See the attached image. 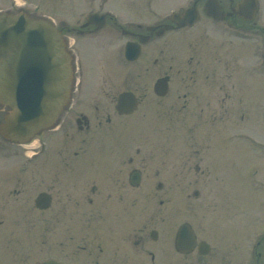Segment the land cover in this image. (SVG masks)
Returning <instances> with one entry per match:
<instances>
[{
    "label": "flooded vegetation",
    "instance_id": "1",
    "mask_svg": "<svg viewBox=\"0 0 264 264\" xmlns=\"http://www.w3.org/2000/svg\"><path fill=\"white\" fill-rule=\"evenodd\" d=\"M217 1L221 19L206 13L208 0H197L198 21L192 27L175 25L163 34L169 33L167 44L171 47H175L177 41L182 42L181 47L185 43L178 57L170 55L172 62L168 65L170 71L180 66L177 72L181 84H173L174 73L166 71L158 77L169 76L167 93L158 95L152 86L158 99L169 101L162 114L170 122L181 125L184 168L197 173L218 167L220 123L234 126L232 122L243 125L249 122L251 92L259 94L253 102L262 104L264 101V19L259 13L253 20L246 19L244 13H240L242 16L236 13L237 0ZM209 9L214 10L212 6ZM167 21L154 24L160 26ZM83 23L78 27L64 25L61 29L65 36L72 31L94 38L110 24L108 34L118 30L127 37L126 41L145 39L138 59L127 64L140 60L145 46L163 38V35H157L158 29L151 31V23L129 28L110 15L102 27L96 24L83 26ZM199 24L203 26L201 31ZM145 70L148 73L151 68L148 66ZM80 88L81 80L55 124L39 131L28 143L13 142L0 134V154L8 161L19 162L0 166L4 168L0 169V179L5 178L0 180V225H6L0 228V264H43L50 259L61 264H226L223 260L228 255L231 262V254L238 252L237 246L222 245L225 248L220 250L214 247L209 232H197L196 229V244L190 247L185 243L182 250H178L175 244L178 232H174L167 218L160 215L167 196L157 194L164 191L165 195L167 182L158 179L154 181L156 186L151 184V161H156L154 155L151 159V148L142 149L138 147V139L135 138L133 143L132 139L119 150L118 157L114 155L115 165L106 163V148L98 155L89 152L86 148L89 141L104 136L94 134L96 129L91 131L93 127L102 126L105 116L107 123L113 120L107 111L113 102L90 99L91 96L87 100L85 89L79 100L77 92ZM124 90L132 91L138 98L135 113L151 94V84L128 85L114 96V115L121 118L133 114H120L116 110L117 97ZM8 111L9 107L0 104V124ZM250 135L245 127L238 133L233 132L228 140L234 142L238 138L250 144ZM168 140L170 145V138ZM99 141L101 145L106 143L105 138ZM35 142L30 155L31 144ZM9 144L13 145L12 149ZM144 146L151 147V144ZM203 148L211 157V160L207 158L206 162H209L205 167L202 164ZM188 153L192 159L187 157ZM155 174L158 176V169ZM191 182H195L194 195L198 198L200 182ZM244 183L243 187L251 188L249 181ZM43 193L49 195L47 207H43V203L37 204ZM151 202L156 203V209ZM33 214L36 217L35 232H21L20 227L9 229L8 222L18 224ZM76 216L84 221L82 232H76L73 227L72 230L67 228L68 232L56 229L61 220L72 222ZM45 223L51 224L52 232H44ZM201 241L207 245H201ZM247 248L244 252L249 255L245 256L250 259L248 264H264V232L255 245ZM33 249L37 258L29 261ZM44 249L52 252L46 258ZM210 254L211 260L207 259Z\"/></svg>",
    "mask_w": 264,
    "mask_h": 264
},
{
    "label": "rangeland",
    "instance_id": "2",
    "mask_svg": "<svg viewBox=\"0 0 264 264\" xmlns=\"http://www.w3.org/2000/svg\"><path fill=\"white\" fill-rule=\"evenodd\" d=\"M192 1L43 0L40 6L34 7L36 0H28L30 3L14 5L13 10L23 6L27 10L30 9L29 11L35 16L48 15L57 25L61 26L63 24L69 27H78L89 11L104 12L109 10L123 26L134 28L138 23L145 27V24L166 21L172 11L186 8ZM10 3L11 0H0V7L6 9ZM18 3L21 4L22 0H19ZM260 3L261 17L264 19V0H260ZM109 26L110 24H107L97 32L98 35L94 38H91L92 35L89 34L81 36L76 33H68L70 48L75 57L76 81L78 83L81 80L82 85L80 91L77 92L79 94L78 99L83 98L82 91L85 89L87 100L113 102L107 108V111L113 117L112 122L107 123L105 116V118H102V126L93 127L91 130L96 129L94 134H103L104 136L94 137L89 141L86 148L89 149L91 154L97 155L106 148V163H109V165L116 164L114 155L118 157L119 150L124 149L132 139L133 143L137 138L138 147L142 149L151 148V159L152 155L156 159V161L153 159L151 161V184L157 182L158 179L167 182L165 195L164 191L157 194V196H167L160 215L167 218L166 220L171 223L174 231L178 229L182 222L188 220L194 225L197 232H209L214 239V247L220 250L225 248L222 245L237 246L238 252L231 254V262H229L228 253H225L228 255L223 260L226 261V264H248L250 259H246V257L249 255L244 251L248 249L247 246L256 244L260 235L264 232V101L262 103L263 108L252 105V109L249 111V122L245 125L238 122H232L234 126L228 123L225 125L220 123L218 167H211L210 172L205 173L189 171L183 166L185 155L181 151V125L178 122H170L165 118V114H162V112L169 101L158 99L152 91L156 78L160 74L170 71L168 66L172 62L169 58L170 55L176 54V57H178V53L180 54V49H184L185 43L181 47L182 42L179 44L177 41L175 47H171L167 44V40H170L169 33H167L162 36L163 38H158L152 41L151 45L145 46L140 60L133 64H124L122 51L127 37L120 32L116 33L115 30H112L109 35ZM198 29L203 30L202 24L198 25ZM194 31L197 30L194 28ZM178 46L181 48H177ZM120 62L123 64H120ZM148 66L151 71L146 73L145 68ZM179 68L180 66H175L170 71L176 77L173 82L175 85L181 84L179 82L181 76H178L177 72ZM140 83L151 84V94L149 93L140 108L131 116L126 118L115 116L114 96L128 85L135 87ZM258 95L251 92V102L256 100ZM204 126L200 128L201 134H203ZM245 127L251 133L252 144L250 146L243 141H238L239 139L235 137L237 141H228L227 137L232 135L233 132L238 133ZM101 138L106 140L104 145L100 144L99 140ZM168 138H170V145ZM146 143H150L151 147L144 146ZM35 145L36 142L32 146ZM10 147L12 149L13 145L9 144ZM135 147L136 145L133 148ZM207 152L203 148L202 164L204 167L209 162H206L207 158L211 160V157L206 155ZM187 157L192 159L190 153L187 154ZM193 159L199 160L200 158L193 157ZM91 161L94 160L91 158ZM17 164L19 162L16 160L14 162L8 161L0 154V166ZM0 169L3 170L4 168ZM156 169L159 170L158 176L155 174ZM246 177L253 187L258 185V189H251L249 186L243 187ZM29 179L31 178L29 177ZM0 180H5V178ZM194 180H199L198 187L201 186V193L198 198H195L194 195V191L197 189L195 188V182L189 183ZM151 201H153L152 196ZM151 203L156 209L155 204L158 201ZM11 223H7L10 230H17L20 227L21 232H30V230L35 232L37 228L34 214L24 218L18 224L17 222L15 224ZM83 223L84 221L79 220V217L76 216L72 222L61 220L56 229L59 232H68L67 228L71 227L72 230L73 227L76 232H82ZM50 225L45 223V233L52 232ZM5 226L3 225V227ZM92 227L95 226L92 224ZM50 253L52 252L46 249L43 250L45 258ZM62 255L63 252L60 251V256ZM28 257L29 261L37 258L34 249ZM207 259L211 260V254Z\"/></svg>",
    "mask_w": 264,
    "mask_h": 264
},
{
    "label": "water",
    "instance_id": "3",
    "mask_svg": "<svg viewBox=\"0 0 264 264\" xmlns=\"http://www.w3.org/2000/svg\"><path fill=\"white\" fill-rule=\"evenodd\" d=\"M250 9L251 17L257 8L256 0H241L239 9ZM244 10V9H243ZM106 15L89 14L88 23L97 20L104 23ZM197 19L196 7L176 12L172 20L180 26L192 24ZM165 25L158 33L169 29ZM139 45L127 44V59L139 55ZM0 103L9 106L0 125L1 134L9 139L24 142L36 132L53 124L61 109L67 103L72 88V57L66 49L61 30L45 19H32L25 12H0ZM167 78L156 82L155 90L164 94ZM136 98L124 92L118 99L120 112H132ZM179 242L186 232H192L187 225L179 230ZM45 264H57L49 261Z\"/></svg>",
    "mask_w": 264,
    "mask_h": 264
}]
</instances>
